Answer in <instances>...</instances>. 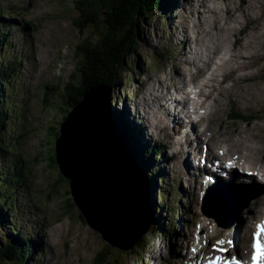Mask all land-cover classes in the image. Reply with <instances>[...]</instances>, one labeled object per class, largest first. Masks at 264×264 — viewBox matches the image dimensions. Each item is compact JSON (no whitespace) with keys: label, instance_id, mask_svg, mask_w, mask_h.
<instances>
[{"label":"rangeland","instance_id":"rangeland-1","mask_svg":"<svg viewBox=\"0 0 264 264\" xmlns=\"http://www.w3.org/2000/svg\"><path fill=\"white\" fill-rule=\"evenodd\" d=\"M0 5L12 12L4 15V18L19 22H14L7 31L12 37L10 48L5 52L8 57L5 59L13 60L15 71L13 80L5 88L8 97L5 107L11 122L9 121V129L7 132L3 131V135L6 138V147L17 151V156L23 160L22 171L29 175L28 180L24 181L27 184L25 195L18 198L19 210L14 212V216L23 219L22 225L28 229L38 223L37 226L41 229L38 238L45 247L40 256L27 264H96V255L106 241L82 217L71 195L69 180L60 173L55 158L56 137L59 136V125L63 116L59 112L63 113L64 108L57 94L60 91L65 98L68 97L72 86L83 81V56L76 45L82 43L86 35L91 36V29H79L75 25L77 11L72 0H0ZM205 5L207 8L214 7L218 13L214 16L206 13L209 10L200 6V0H179L178 9L167 19L152 18L147 22L149 34L146 32L145 37L140 39L139 49L132 56L130 70L127 74H121L120 80H116L118 91L110 88L108 109L110 112L111 109H121L119 106L123 100L128 104L130 112L135 110V113H139L141 107L148 108L147 100H140L146 94L145 90H149L148 95L154 96L156 91L148 88H158L161 82L169 87L163 92L166 103H169L165 106L166 110L168 108L170 113L174 109L179 110L180 105L176 106L177 101L170 100L171 95L182 100L186 98V91L197 94L201 84L209 82L207 77L200 76L199 70L205 71L209 65L214 67L216 63H220V57L226 56L227 46L237 39L234 48L241 52L243 61L226 89L224 88L223 94L221 93L222 98L227 100H222L220 95L216 101L217 106L214 109L219 108V114L211 122L216 126L218 118L225 129L236 127L235 130L247 135L255 134L264 143V0H205ZM199 13L202 14L201 17H198ZM22 20L27 23L24 29L20 27ZM8 23L10 24L6 22V25ZM216 45L223 46L219 55L215 53ZM178 73L183 74L182 78L185 80V85L181 80L176 82L182 91L179 90V95L174 93L168 80V76ZM195 75H198L196 80L193 78ZM127 76L131 79L130 83L126 80ZM58 84L60 90L57 88ZM66 86L69 87L68 90ZM232 97L234 100L228 101ZM56 104L59 108L55 107ZM149 104H152L150 100ZM181 105V120L193 126L191 121H187L184 104ZM152 107L158 111V115L165 116L163 108L159 109L157 104ZM235 113L257 117L244 123L236 119ZM229 114L234 118H229ZM151 115L155 116L156 113L151 114L147 110L145 115H141L142 121L140 120L144 123L142 125L149 128L145 132L149 134L151 141L148 142L145 133L140 132L136 126L139 134L135 138L162 152L153 157L158 175L156 173L154 183L152 182L154 186L148 189L149 198H154L161 208L154 210L149 233L144 236L149 241L148 245L135 244L130 250L109 246L113 259L118 264H189L188 259L192 253L206 246L205 242L199 241L202 232L194 216L202 213V217H208L201 208L207 188L215 184L203 183L201 189L196 186V202L190 199L189 192L194 191L193 186L186 182L183 172L176 179L173 176L180 172L178 165H181L182 158H193L194 149H186L185 145L188 137L195 143L196 150L200 146L195 141V128L193 126L192 130L183 133L181 137V133L174 132L169 127L171 137L168 134L169 128L166 127L165 132L151 126ZM166 123L170 124L168 121ZM175 136L176 140L180 137L182 140L175 141ZM2 153L4 155H0V161L11 158L10 152ZM170 158L174 159V164ZM214 161L218 162L216 159ZM226 182L225 193H228L226 184H232L242 195L241 186ZM247 182L254 187L264 186L256 176ZM180 185L184 190L178 188ZM215 195L218 203L222 204L218 195ZM227 195L235 198L232 194ZM256 197L257 195L243 201V195L240 204L244 205V209L238 214V221L234 219L231 226L227 225L233 220L234 211L229 212L227 217L224 216L223 224L214 217L211 218L217 226L234 233L237 222L238 230L239 227H244L248 207L256 205ZM177 208L179 212H171ZM160 221L165 222L162 225ZM157 224L162 225L165 230L169 229L166 238L157 235ZM192 242L194 246L189 247L188 244ZM239 248L242 249V246L239 245ZM228 250L229 255H232L229 246L223 249Z\"/></svg>","mask_w":264,"mask_h":264},{"label":"trees","instance_id":"trees-1","mask_svg":"<svg viewBox=\"0 0 264 264\" xmlns=\"http://www.w3.org/2000/svg\"><path fill=\"white\" fill-rule=\"evenodd\" d=\"M72 3L77 11L75 25L79 29H91V36L86 35L84 41L76 45L83 56V70H81L83 81L79 85L72 86L71 94L68 97L65 98L63 93H59L60 91L57 94L60 104L64 106L63 113L59 112L63 115L62 121L66 118L70 108L81 101L82 95L87 89L102 84L118 91L116 80H120L121 74H127V71L130 70V66L133 64L132 56L139 49L140 39L145 37L146 32L149 34L147 22L152 18L167 19L179 6V0H72ZM8 13L12 12H9L7 7L0 5V155H4L3 151L11 153V158L8 161H0V264H27L28 261L40 256L45 247L38 238L39 230H41L37 226L38 223H35L36 227L28 229L22 225L23 219H17L14 216V212L19 210L18 198L25 195L27 184L24 181L28 180L29 173L22 171L23 160L19 159V156L16 157L15 149L6 147V138L3 135V131L7 132L9 129V121L11 122V117L5 107L8 103L5 88L13 80L15 71L13 60L5 59L8 57L5 52L10 48L12 37L7 32L8 27L10 28L11 24L16 22V19L7 20L3 17ZM5 21L10 24L6 25ZM20 27L24 29L27 27V23L24 22ZM126 80L128 83L131 82L128 76ZM63 87L65 90V86ZM57 88L60 90L59 84ZM68 88L66 86L67 90ZM55 107L59 108L57 104ZM111 112L131 143L141 169H144L142 171L148 189L153 187L156 173L158 175L156 167L154 168L153 157L155 154L160 155L159 149L135 139L133 128L127 118L123 116L121 109L113 111L111 109ZM235 116L236 119L244 122L255 120L257 117L237 113ZM150 202L152 217L154 210L160 209L161 205L157 204L154 198H150ZM171 212H179V209H172ZM164 222L162 221V223ZM162 225L157 224L155 231L158 236L166 238L169 229L165 230ZM148 242V239L142 237L136 245L144 246L148 245ZM96 257V264H118L116 259H113V252L107 243L101 246Z\"/></svg>","mask_w":264,"mask_h":264},{"label":"bare ground","instance_id":"bare-ground-1","mask_svg":"<svg viewBox=\"0 0 264 264\" xmlns=\"http://www.w3.org/2000/svg\"><path fill=\"white\" fill-rule=\"evenodd\" d=\"M245 5H247V3ZM200 6L204 7V10H209L206 13H211L213 16L218 13V11L214 7L207 8L205 5V0H200ZM211 9L213 11H211ZM201 15L202 14L199 13L198 17H201ZM236 41L237 39L233 40L227 46L225 53L226 56L220 57V63H216L214 67L209 65L208 69L205 71L203 69L199 70L200 76L204 78L207 77L209 82L202 83L197 94H193L192 92L185 90V99L181 100V98H176V96L174 97V101H177L176 106L180 105L182 107L181 103L184 104V109L188 118L187 121L189 120L193 124L197 134L195 141L199 142L200 146L198 147V150H196L195 143L192 140H189L188 137V143H186L185 145L186 149H194L192 153L193 158H182L181 165H178L180 172L174 174L173 178L176 179L175 177H180L181 173L183 172V174L185 175L184 177L187 179L186 182L193 186L192 190L194 191L189 192L190 199H193V202H196L197 193H195V191L197 190V188H202V185L203 183H205L206 178L212 179L209 182H212L213 184H215L216 188H218V191H216L215 193L222 201L223 205H221L224 207L223 209H221L220 215H226L227 217L229 212L234 211L233 219H235V221H238L237 216L239 212L237 211V207L233 205L239 204V207L243 195V201H247L252 196L257 195V197L255 198L257 203L255 206L248 207L247 212H250L251 214L250 216L246 215L247 219L242 229L239 227L238 230L239 224L238 222H235L236 228L234 230V233H231L229 229L217 226L212 219L213 217L211 218V216L202 217V213L197 215L195 214V221L200 224V231L202 232L199 237V241L205 242L206 246L192 253L191 257L188 259L189 263H196V260H199V258L203 259V255H207L206 258L211 257V252L215 253L214 255H223L224 251L222 250L225 249V246H229V249L232 250L231 253L235 254L236 258L243 256V254H245L244 251H246L248 247V243H250L249 237L247 236L248 232L250 230L257 231L256 229L259 228V225H255V223L257 222L264 225V186L254 187L253 185H251V183L247 182L253 175L264 177V143L260 142L255 134L247 135L244 132L235 130L237 129L236 127H233L230 130L225 129L218 118H216V126L213 122H211L214 116H217V114H219V108L216 110L214 109V106L215 108L217 106L216 101L218 100V98H220L219 96L221 95V93L223 94L224 90L226 89L225 87L230 83L231 79L237 73V69L240 67L243 61L241 52L235 50L234 48ZM214 49L216 51L215 53L219 55L223 49V46L216 45ZM237 61L239 62V65H237ZM207 73H209V75H207ZM182 77L183 74L181 73L168 76L169 84H171L174 93L177 95H179V90L181 91L180 87H178L176 84L177 80H181V82L185 85V80ZM193 78L194 80H196L198 78V75L193 76ZM152 88L156 91L154 96L148 95L149 90H145L146 94L142 95V97L140 98V100H142V98H145L147 100L148 106V108L146 106L141 107L139 110L140 114L135 113V110H133V112H130L128 104L119 106V108H121L122 110L123 116L125 115L124 113H126L125 117L127 118V120L129 121V123L134 125L132 126L134 136L136 134H139L135 128L136 126L139 127L140 132L145 133V139L148 140V142L151 141L149 134L147 133V130H149V128L145 127L144 125H142L144 123L140 122V120L142 121L143 119L141 115H145L147 113V110L151 114L156 113L155 116L151 115V126H153L154 128H160L162 131L167 132V128L170 127L172 131H178L179 133H181V137L183 133L192 130L193 126L185 124L184 121L181 120L182 109L180 108V106L179 110L174 109L173 113H170L167 108V112L165 106L167 107L169 103H166L167 99L164 98L163 92L165 90H168L169 87L167 85H163L160 82L158 88H155V86H151L148 89ZM223 99L225 98H222V100ZM149 100L152 104H149ZM230 100H234V98H229L228 101ZM190 103H196V105H189ZM155 104L158 105L159 109L162 110L163 108L165 116L158 115V111L156 109H153L152 107ZM203 110H206V113H203ZM147 117L149 119L148 114ZM166 121L170 122V124H167ZM241 122L244 121L241 120ZM170 128L168 134L172 137ZM181 137L180 139L177 138L176 140L175 136L173 139L175 141H181ZM191 137L193 138L192 135ZM145 144L148 145L147 142H145ZM156 155L157 154H155V156ZM160 159L159 161L161 162L162 159ZM170 159L171 163L174 164V159ZM195 159L198 160L195 161ZM215 159L218 160L217 164H214ZM163 178L166 179L167 182L166 175H164ZM226 181L234 182L238 186H241L242 195H240L235 202L233 201V198L225 194L224 184ZM178 188L181 191L184 190L182 189L181 185ZM229 231L230 233H228ZM221 241L223 243H221ZM188 245L189 247L194 246V242ZM239 245L242 246V249L239 248ZM214 246L222 248V250L215 249ZM229 254L230 253L226 254V256H228ZM183 257L184 256H182V258Z\"/></svg>","mask_w":264,"mask_h":264},{"label":"water","instance_id":"water-1","mask_svg":"<svg viewBox=\"0 0 264 264\" xmlns=\"http://www.w3.org/2000/svg\"><path fill=\"white\" fill-rule=\"evenodd\" d=\"M109 94L105 85L91 87L70 108L59 125L55 158L85 221L109 245L130 250L149 233L151 203L131 143L108 109ZM215 189L207 190L201 209L223 224ZM229 190L235 202L239 189L231 184ZM238 205L240 213L244 205Z\"/></svg>","mask_w":264,"mask_h":264},{"label":"snow or ice","instance_id":"snow-or-ice-1","mask_svg":"<svg viewBox=\"0 0 264 264\" xmlns=\"http://www.w3.org/2000/svg\"><path fill=\"white\" fill-rule=\"evenodd\" d=\"M262 233H264V225L259 226V231L256 233V235H257V240H256V244H255L254 246L257 248L258 253H259V250H260V248H261L260 241H259V236H260ZM221 243H223V242L221 241ZM254 259H255V257H254Z\"/></svg>","mask_w":264,"mask_h":264}]
</instances>
